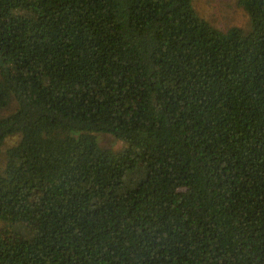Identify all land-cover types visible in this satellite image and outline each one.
Instances as JSON below:
<instances>
[{
  "label": "trees",
  "instance_id": "obj_1",
  "mask_svg": "<svg viewBox=\"0 0 264 264\" xmlns=\"http://www.w3.org/2000/svg\"><path fill=\"white\" fill-rule=\"evenodd\" d=\"M12 1L0 264H264V0Z\"/></svg>",
  "mask_w": 264,
  "mask_h": 264
},
{
  "label": "rangeland",
  "instance_id": "obj_2",
  "mask_svg": "<svg viewBox=\"0 0 264 264\" xmlns=\"http://www.w3.org/2000/svg\"><path fill=\"white\" fill-rule=\"evenodd\" d=\"M10 2L13 3L12 0ZM191 6L200 19L220 32H226L234 27L245 33L250 30L249 18L245 11L236 4L235 0H191ZM7 113L6 111L0 112V117ZM16 140L17 138L8 139L4 148L12 146ZM96 140L99 147L112 152H119L125 146L110 135L99 134L96 136Z\"/></svg>",
  "mask_w": 264,
  "mask_h": 264
}]
</instances>
